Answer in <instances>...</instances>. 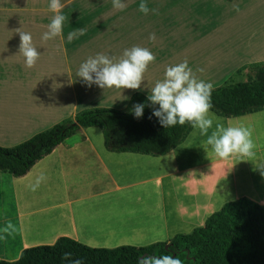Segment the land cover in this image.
I'll use <instances>...</instances> for the list:
<instances>
[{
    "label": "crops",
    "instance_id": "0c3cea01",
    "mask_svg": "<svg viewBox=\"0 0 264 264\" xmlns=\"http://www.w3.org/2000/svg\"><path fill=\"white\" fill-rule=\"evenodd\" d=\"M13 1L18 4L0 14L1 147L17 146L87 109L123 111L134 94L148 97L166 68L184 61L212 88L264 62V22L256 42L229 43L232 22H238L232 19L239 17L223 15L215 0H143L148 14L139 11L141 0H122L123 10H115L113 0H69L95 4L62 9V34L48 41L42 36L55 13ZM17 29L30 33L40 52L32 68L19 54ZM78 29L84 34L69 41ZM134 46L155 57L139 90H102L78 77L88 58L104 54L116 62ZM210 115L207 136L193 129L164 156L110 152L94 127L66 139L23 177L0 173V260L17 261L26 249L52 246L62 237L98 249L147 247L193 233L242 198L264 206V176L255 170L264 163V109L240 117ZM218 124L251 129L254 156L217 157L206 141ZM9 222L13 229L5 233Z\"/></svg>",
    "mask_w": 264,
    "mask_h": 264
},
{
    "label": "trees",
    "instance_id": "16d2710c",
    "mask_svg": "<svg viewBox=\"0 0 264 264\" xmlns=\"http://www.w3.org/2000/svg\"><path fill=\"white\" fill-rule=\"evenodd\" d=\"M247 82L211 89V109L218 116L240 117L264 109V62L245 67ZM131 104H144L143 116L113 108H92L79 112L52 128L14 147L0 146V173L25 176L40 160L81 129L100 128L105 147L114 153L164 156L181 145L193 128L186 123L163 128L152 115L147 97L136 93ZM168 247V248H167ZM69 253L68 259L64 254ZM172 255L182 264H264V206L242 198L213 214L204 227L170 242L147 247L90 248L67 237L52 246L26 249L21 258L0 264H141L144 257Z\"/></svg>",
    "mask_w": 264,
    "mask_h": 264
},
{
    "label": "clouds",
    "instance_id": "9594fccd",
    "mask_svg": "<svg viewBox=\"0 0 264 264\" xmlns=\"http://www.w3.org/2000/svg\"><path fill=\"white\" fill-rule=\"evenodd\" d=\"M125 7L126 4L122 0H113L115 10H123ZM63 8L64 4L61 3V0H50L49 11L55 15L47 25L48 30L42 36L43 41L54 39L62 34L65 16L60 13ZM234 8L239 11L238 5H234ZM139 11L144 14L149 12V8L143 0L139 5ZM156 11L152 10L154 14ZM16 31L20 37L19 54L24 57L25 66L32 68L39 59L40 52L34 47L30 33L20 29ZM77 32L83 35L84 29L69 33V41L77 35ZM149 39L155 40V35H151ZM154 60V55L147 48L134 46L131 49H126L122 58L116 62H114V58H109L104 54L88 58L80 65L77 75L88 87L96 85L102 90L113 88L139 90L144 73ZM211 89L210 83L197 80L187 61H184L166 68L164 79L158 81L151 88L147 99L153 106H159L154 108L152 115L158 118L163 128L167 129L177 124L184 126L188 123L193 129H198L201 135L207 136L213 125V118L210 115ZM144 107V104L133 106L132 113L135 118L139 119L143 116ZM206 143L219 158H228L232 155L242 158L254 156L255 144L252 139V131L243 126L225 128L218 124L215 131L208 136ZM255 170L264 176V163L256 164ZM42 179L43 177L37 179L36 186ZM9 229H13L10 222L3 231L8 233ZM69 256V253H65L63 258L68 259ZM72 264H81V262L77 260ZM141 264H182V262L178 257L164 255L146 256L141 260Z\"/></svg>",
    "mask_w": 264,
    "mask_h": 264
},
{
    "label": "rangeland",
    "instance_id": "374dc122",
    "mask_svg": "<svg viewBox=\"0 0 264 264\" xmlns=\"http://www.w3.org/2000/svg\"><path fill=\"white\" fill-rule=\"evenodd\" d=\"M22 2V8H28V9H37V11L41 10H49V4L50 0H23ZM18 4L17 1L13 0H0V14L1 11L3 12V8H8V5L10 6V9H13L14 4ZM61 3L64 4L63 9H85L84 7L88 5H93L95 3L88 2V1H69V0H61ZM214 4L218 5L219 9H222L223 15L228 14L230 16H237L239 19H232V20H238V22L230 21V19L225 16L224 20H226V17L228 19V23L231 26V22L233 24V28L235 31H233V28L230 30L229 34H232L228 38L229 43H238V44H245L248 45L250 42H256V40H253L254 35L258 32H261V23L264 22V0H215L213 2ZM234 5H238L239 11H237L234 8ZM212 13V12H211ZM210 13V14H211ZM208 14V15H210ZM220 14V13H219ZM253 18H256L257 22L254 27L251 22H253ZM241 19V20H240ZM38 20H44V19H38ZM240 21V22H239ZM5 24L3 21L0 20V25ZM9 24V23H7ZM237 34V35H235ZM259 39V37L257 38ZM231 49V48H230ZM249 80L248 74L246 72H237L232 77L228 78L226 81L221 83L219 86L223 85H231V84H237L242 82H247ZM132 104H130L128 107L124 108V112H132L133 109Z\"/></svg>",
    "mask_w": 264,
    "mask_h": 264
},
{
    "label": "water",
    "instance_id": "95a60500",
    "mask_svg": "<svg viewBox=\"0 0 264 264\" xmlns=\"http://www.w3.org/2000/svg\"><path fill=\"white\" fill-rule=\"evenodd\" d=\"M168 248V247H167Z\"/></svg>",
    "mask_w": 264,
    "mask_h": 264
}]
</instances>
